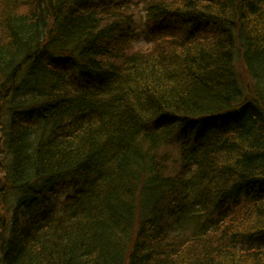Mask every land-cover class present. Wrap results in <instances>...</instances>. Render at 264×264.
<instances>
[{"label":"trees","instance_id":"trees-1","mask_svg":"<svg viewBox=\"0 0 264 264\" xmlns=\"http://www.w3.org/2000/svg\"><path fill=\"white\" fill-rule=\"evenodd\" d=\"M259 244L264 0H0V264H264Z\"/></svg>","mask_w":264,"mask_h":264},{"label":"rangeland","instance_id":"rangeland-1","mask_svg":"<svg viewBox=\"0 0 264 264\" xmlns=\"http://www.w3.org/2000/svg\"><path fill=\"white\" fill-rule=\"evenodd\" d=\"M151 45H152V43H150V42H147V41H145V39L143 38V39H140V38H138V39H135L134 41H132V43H131V46H132V48H134V49H142V50H144V49H148V48H151ZM243 203L242 202H240L239 203V205L238 206H241ZM238 206H233V203H230L229 204V212H227L226 213V215H224L225 216V223L226 222H229V221H231V220H233L234 218L232 217V216H234L239 210L237 209V207ZM237 209V210H236ZM237 211V212H236ZM231 217V218H230ZM228 218H230V219H228ZM233 218V219H232ZM258 247H260V248H262V249H264V244H259V245H257Z\"/></svg>","mask_w":264,"mask_h":264}]
</instances>
